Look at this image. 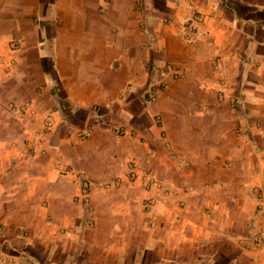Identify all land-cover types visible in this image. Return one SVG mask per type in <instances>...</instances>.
<instances>
[{
	"label": "crops",
	"instance_id": "1",
	"mask_svg": "<svg viewBox=\"0 0 264 264\" xmlns=\"http://www.w3.org/2000/svg\"><path fill=\"white\" fill-rule=\"evenodd\" d=\"M263 223L264 0H0V264H264Z\"/></svg>",
	"mask_w": 264,
	"mask_h": 264
},
{
	"label": "built area",
	"instance_id": "2",
	"mask_svg": "<svg viewBox=\"0 0 264 264\" xmlns=\"http://www.w3.org/2000/svg\"><path fill=\"white\" fill-rule=\"evenodd\" d=\"M196 19V18H195ZM184 34L186 35V39L190 42H193L194 40V27L191 23L187 22L184 26ZM14 47H16V44H14ZM167 68H169V71L172 73L173 77H178L179 72L176 68H174L173 65H167ZM164 86V83L161 82L157 85H153L149 90V99L154 101L157 93L159 90H161ZM9 110L11 113L18 115L20 117L26 116V115H34L35 111L34 109L27 105H10ZM157 121L160 122V119L157 118ZM53 131V121L49 114L44 115V120L42 124L35 128L33 131L29 132L27 136L25 137L24 143H23V153L24 155L29 158L37 153H41L46 149V146L48 145L49 137ZM118 131L121 134H124L123 129L119 128ZM89 130H85L81 133L82 138H85L89 135ZM128 172L130 174L135 173V162H130L128 166ZM152 184L156 186V188H162V184L159 182H153ZM81 196L79 197L81 200V203L85 205L86 207H89V195H88V189L85 188L81 191ZM264 239V223L259 228L258 231H256L254 234H252L249 238V241L252 243V245L259 246L261 245L262 241Z\"/></svg>",
	"mask_w": 264,
	"mask_h": 264
},
{
	"label": "rangeland",
	"instance_id": "3",
	"mask_svg": "<svg viewBox=\"0 0 264 264\" xmlns=\"http://www.w3.org/2000/svg\"><path fill=\"white\" fill-rule=\"evenodd\" d=\"M17 105V106H20V105H27V104H29V106H31L33 109H34V111H35V114L34 115H32V116H36L37 115V113H39L40 115H41V118L40 119H38L37 120V118H32L34 121V123H32V124H28V126H26L24 129H23V140H22V146H21V149L23 148V143H24V140H25V137L27 136V134L29 133V132H31V131H33L35 128H37V127H39L41 124H42V122H43V120H44V115H45V112H40L39 111V108H37L35 105H34V103H31V101L30 102H25V103H22V104H17L16 102H13V101H11L10 103H8V105H7V107H8V110H9V107H10V105ZM96 109V108H95ZM9 112L11 113V111L9 110ZM12 115H15V114H13V113H11ZM30 115V114H29ZM15 116H18V115H15ZM26 116H28V115H26ZM26 116H22V118L23 117H26ZM18 117H20V116H18ZM54 121H53V130H54ZM83 131H79L78 133H77V135H78V138L79 139H81V140H85V139H87L88 138V136L87 137H85V138H82V136H81V133H82ZM52 133H53V131H52ZM52 133H51V135H52ZM118 134H121L119 131L117 132ZM51 135H50V137H51ZM50 137H49V140H50ZM49 146V141H48V145L46 146V149H47V147ZM46 149L44 150V151H46ZM43 151V152H44ZM43 152H41V153H43ZM22 153H23V150H22ZM41 153H37V154H41ZM24 154V153H23ZM37 154H35V155H37ZM35 155H33V156H31V157H29V158H32V157H34ZM24 157H25V159H28L25 155H24ZM130 162H132V161H130ZM129 162V163H130ZM128 166H129V164H128ZM129 169V168H128ZM129 171V170H128ZM128 176L130 177L131 175H130V173H128ZM116 182V181H115ZM113 184L114 183H107V184H103V185H101V186H104V187H110V186H113ZM117 183H115V185H116ZM85 188H87L88 189V195H89V207L90 208H88V207H86L85 205H83L82 203H81V200H80V196L81 195H77L76 197H75V200L76 201H79V203L85 208V209H87V210H91V207H92V204H91V197H90V190H89V187H85ZM84 188V189H85Z\"/></svg>",
	"mask_w": 264,
	"mask_h": 264
}]
</instances>
